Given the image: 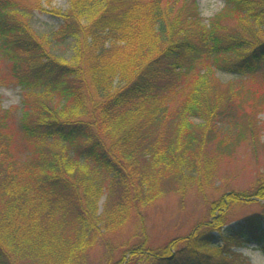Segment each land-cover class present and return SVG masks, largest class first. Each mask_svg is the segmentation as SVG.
<instances>
[{
    "label": "trees",
    "instance_id": "obj_1",
    "mask_svg": "<svg viewBox=\"0 0 264 264\" xmlns=\"http://www.w3.org/2000/svg\"><path fill=\"white\" fill-rule=\"evenodd\" d=\"M224 1L205 23L194 0H68L50 11L62 25L38 33L41 0H0V56L21 90L18 107L0 108V264H89L132 213L209 180L245 136L255 148L235 104L246 76L264 84V0ZM225 115L233 138L218 135ZM254 189L264 200V183ZM238 195L189 233L153 247L143 232L103 264H250L228 250L252 241L264 254V212L224 230L225 210L249 198Z\"/></svg>",
    "mask_w": 264,
    "mask_h": 264
},
{
    "label": "rangeland",
    "instance_id": "obj_2",
    "mask_svg": "<svg viewBox=\"0 0 264 264\" xmlns=\"http://www.w3.org/2000/svg\"><path fill=\"white\" fill-rule=\"evenodd\" d=\"M194 2L199 16L205 23L225 6L224 0H194ZM40 4V8L34 9L31 13L32 28L38 33L57 30L62 25V19L50 11L54 9L63 12L68 6V0H41ZM60 49L64 56L69 58L72 55L71 44L65 46L62 44ZM9 68L7 59L0 56V108L2 109L20 105V86L10 79ZM216 76L222 82L236 81L239 78L221 71H217ZM245 79L248 82L246 81L241 94L244 95L246 102L240 104L237 98L235 110L237 116L238 112L246 114L254 121L253 135L258 136L255 148L250 144V137L245 136V141L236 145L229 154H221L209 180L200 179L197 183L194 181L182 195L171 193L158 198L140 212L141 217L132 213L123 228L114 229L108 235L112 242L108 246L109 250L105 249L104 244H97L89 252V264H103L108 253H112L113 259H116L120 248L126 249L124 247L126 243L133 244L141 241L144 238L143 232L153 247H158L169 238L181 237L189 233L198 223L208 219L210 205L214 201H219L221 204L224 195L228 193L239 194L244 199L248 195L249 198L245 199L244 203H233L225 210L224 230L227 227H235L246 217L259 216L264 212V200L254 196V188L264 183V100H262L264 84H257L263 81L260 71L246 76ZM193 120L196 122L197 119ZM235 120L236 117L232 115L221 118L217 123L220 138H233L237 135ZM106 177L108 182L112 175L107 174ZM104 199L105 195L98 201V213L102 211ZM218 233L213 232V235L217 236ZM218 241L221 243L220 239ZM228 251L231 254L246 257L250 264H264V254L252 241L243 242L241 246L232 245ZM224 255L226 256L227 253L214 252L215 258H223Z\"/></svg>",
    "mask_w": 264,
    "mask_h": 264
}]
</instances>
